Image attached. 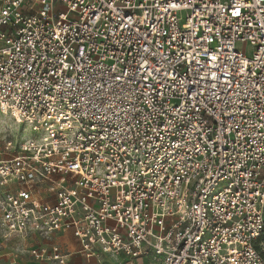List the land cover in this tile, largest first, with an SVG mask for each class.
I'll use <instances>...</instances> for the list:
<instances>
[{"label":"built area","instance_id":"1","mask_svg":"<svg viewBox=\"0 0 264 264\" xmlns=\"http://www.w3.org/2000/svg\"><path fill=\"white\" fill-rule=\"evenodd\" d=\"M0 108L1 238L264 264V0H0Z\"/></svg>","mask_w":264,"mask_h":264},{"label":"crops","instance_id":"2","mask_svg":"<svg viewBox=\"0 0 264 264\" xmlns=\"http://www.w3.org/2000/svg\"><path fill=\"white\" fill-rule=\"evenodd\" d=\"M53 245H58L66 254L67 264H153L151 256L132 259L125 255L115 257L100 250L98 254L87 257L82 251V244L77 235L70 230L58 232L50 239H43L37 235H32L27 239L0 238V259L8 260V255H10L12 259H9V264H38L29 253V249L40 246L51 248ZM41 264H49V262L44 261Z\"/></svg>","mask_w":264,"mask_h":264},{"label":"rangeland","instance_id":"3","mask_svg":"<svg viewBox=\"0 0 264 264\" xmlns=\"http://www.w3.org/2000/svg\"><path fill=\"white\" fill-rule=\"evenodd\" d=\"M245 52L250 50L247 44L243 46ZM34 136L35 133L30 128L25 131V127L21 124H15L13 118L9 114H4L0 108V151L3 156H10L19 152V143L23 136ZM9 141L13 142V146L10 149H6V145ZM2 236H0L1 238ZM9 251V250H8ZM8 260L2 261L0 264H9L11 256L8 255ZM12 259V258H11Z\"/></svg>","mask_w":264,"mask_h":264},{"label":"trees","instance_id":"4","mask_svg":"<svg viewBox=\"0 0 264 264\" xmlns=\"http://www.w3.org/2000/svg\"><path fill=\"white\" fill-rule=\"evenodd\" d=\"M263 242L264 243V235L259 239V243ZM262 254L264 256V246H263V249H262Z\"/></svg>","mask_w":264,"mask_h":264},{"label":"bare ground","instance_id":"5","mask_svg":"<svg viewBox=\"0 0 264 264\" xmlns=\"http://www.w3.org/2000/svg\"><path fill=\"white\" fill-rule=\"evenodd\" d=\"M2 111V110H1ZM3 112V111H2ZM4 114H7V113H5V112H3Z\"/></svg>","mask_w":264,"mask_h":264}]
</instances>
